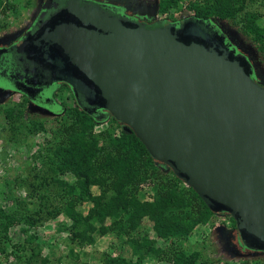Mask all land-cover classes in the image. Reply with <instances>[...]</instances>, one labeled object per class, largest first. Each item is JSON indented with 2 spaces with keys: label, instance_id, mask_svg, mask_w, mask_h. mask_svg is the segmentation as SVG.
<instances>
[{
  "label": "water",
  "instance_id": "water-1",
  "mask_svg": "<svg viewBox=\"0 0 264 264\" xmlns=\"http://www.w3.org/2000/svg\"><path fill=\"white\" fill-rule=\"evenodd\" d=\"M47 3L15 53L132 133L211 213L227 214L237 246L264 253V85L244 53L194 18L146 23L61 0L42 19Z\"/></svg>",
  "mask_w": 264,
  "mask_h": 264
},
{
  "label": "trees",
  "instance_id": "trees-1",
  "mask_svg": "<svg viewBox=\"0 0 264 264\" xmlns=\"http://www.w3.org/2000/svg\"><path fill=\"white\" fill-rule=\"evenodd\" d=\"M181 1L185 3L186 13H191L189 17L196 19L202 28L208 24L204 29L210 33L217 31V22H233L240 16L243 32L264 48V27L256 24L260 14L246 12L247 0H159L156 11L162 13L177 8ZM8 8L2 6L0 0V13ZM63 88L66 86L57 89L60 91ZM68 92L72 99L71 107L54 105L59 107L53 119L54 126H58L54 145L37 150L34 156V161H38L43 168V174L32 175L35 179L33 183H36L33 186L52 185L60 191L61 206L45 210L40 207L32 213H20L17 217L0 210V246L9 240L8 230L18 220L31 227L36 220L62 215L69 221L70 241L79 247L91 245L96 232L100 235L110 233L117 239H123V244L130 250L129 259L119 255L106 256L101 264H130L133 258L135 264H140L139 258L143 254L164 257L169 264H203L198 260L197 252L181 250L180 244L187 240L196 225L210 221L217 214L211 213L168 168L153 162L132 133L123 131L108 114L90 111L80 96H73L69 87ZM23 114L24 111L13 108L4 112L9 129L14 133L20 128L18 126L24 125L21 121L16 123ZM105 121L115 125L119 136H112L109 129L101 131L98 128ZM50 131L53 133L54 128ZM27 132H46V129L43 123L33 124L27 127ZM144 186L150 188L148 201L138 196ZM91 188L97 190L95 195L90 192ZM40 199L43 200L44 195ZM83 202L90 203L85 214L77 209ZM41 213L45 216L41 217ZM221 215L229 219L230 230L233 231L234 221L227 214ZM144 218L152 223L157 239L167 244L165 250L149 248L152 241L138 236ZM60 229L64 231L66 227L60 225ZM221 233L226 240L231 237L229 231ZM16 250L22 254L26 248L16 247ZM37 254L38 250H31L30 256ZM44 262L45 259L41 260L42 264ZM244 264H247L246 261ZM253 264H264V261L257 259Z\"/></svg>",
  "mask_w": 264,
  "mask_h": 264
},
{
  "label": "rangeland",
  "instance_id": "rangeland-1",
  "mask_svg": "<svg viewBox=\"0 0 264 264\" xmlns=\"http://www.w3.org/2000/svg\"><path fill=\"white\" fill-rule=\"evenodd\" d=\"M127 5L134 10H146L152 14L155 20H177L182 15H191L186 13L185 3L179 2L177 8L169 9L165 12H157L156 4L159 0H125ZM39 0H2V6L9 8L0 13V37L14 36L16 32L28 24L30 18L34 15ZM155 8V9H154ZM246 12H256L260 14L256 20L259 27H264V0H247ZM189 14V15H188ZM221 29L228 37H231L238 47L246 52L248 62L255 69V77H258L259 83L264 85V48L260 43L252 40L250 35L243 32V21L239 17L235 21H222L216 23V30ZM219 29V30H220ZM220 32V31H219ZM228 41V40H227ZM238 46V47H237ZM260 48V49H259ZM257 73V76H256ZM0 88L3 82L0 81ZM2 89V90H3ZM56 87H51L45 91L44 97L49 99L53 97ZM7 91V90H5ZM57 102L65 107L72 106V99L69 92L59 93L55 96ZM44 104V103H43ZM46 105V104H44ZM51 111H58V106H42ZM13 108L24 111L19 121L24 124L18 126V131L9 129L8 120L4 117L5 110ZM43 123L46 132H27V127L33 124ZM101 131L109 129L112 136H119V130L111 121H105L98 125ZM54 132L51 133V129ZM58 126L53 124V119L44 113L26 108L24 102L19 101V96L10 98L0 93V210L6 214H16V217L22 214H28L36 211L40 207L51 209L61 206L60 191L52 185L39 187L33 186L35 181L32 175L43 174V168L34 161L36 151L44 150L46 147H52L57 138ZM41 150V151H42ZM42 170V171H41ZM186 188L187 186L183 184ZM58 192V194H56ZM90 192L95 195L97 190L91 188ZM44 195V199H40ZM139 198H146V190L141 189L138 193ZM90 207V203L83 202L77 206V209L85 214ZM41 217L45 215L41 213ZM66 218L58 215L54 219L44 217L36 220L33 226H28L21 220H18L13 227L8 230L9 239L0 246V264H101L106 256H121L125 260L129 259L130 250L123 244V239H117L114 235L106 233L100 235L93 234L94 242L91 245L79 247L70 241L69 227ZM108 224V221H105ZM60 225H64L66 230H61ZM231 222L225 215L217 214L206 223H199L195 226L187 240L180 244L181 250L186 252H197L198 260L203 264H253L257 259L264 261V254L259 252L241 251L234 239V232L226 240L221 232L231 231ZM139 237H146L152 241L149 248L154 250H165L167 244L157 239V233L152 227V223L144 218L141 221V227L138 230ZM27 241H29L27 243ZM236 247L231 248V245ZM17 248L25 247V253H20ZM236 249V250H234ZM32 251L38 254L30 256ZM234 250V251H233ZM23 251V250H22ZM164 257L153 254H143L140 256V264H169ZM135 259L130 264H135Z\"/></svg>",
  "mask_w": 264,
  "mask_h": 264
},
{
  "label": "flooded vegetation",
  "instance_id": "flooded-vegetation-1",
  "mask_svg": "<svg viewBox=\"0 0 264 264\" xmlns=\"http://www.w3.org/2000/svg\"><path fill=\"white\" fill-rule=\"evenodd\" d=\"M91 1V0H90ZM94 2H98L101 5H106L112 11V13L117 14L123 18H128L133 21H142L146 23H157L160 20H155L152 17V14H148L146 10H134L129 5H127L125 0H92ZM45 3V0H39L38 7L34 13V15L30 18V21L27 25H25L22 30L16 32L14 36L10 37H0V81L3 82V87H5L7 91L3 88H0L1 95L8 96H19V101L24 102L26 108L32 109L37 112H41L46 114L47 116L54 119V117L58 114L54 111L48 110L42 106H54L55 104H60L55 99V96L46 99L44 97L45 91L50 90L51 87H56L53 94L59 95V93L66 91L68 93V86L61 83H50L47 76L44 72L40 71L38 68L33 70V66L27 61L23 59L20 54L15 53L14 44L18 42L23 36L33 29L34 24L37 22L38 16L42 12L40 10L41 5ZM61 5V0H48L47 6H49L48 10L43 11L42 19L48 18L52 16L56 9H58ZM55 7V8H54ZM185 18H191L187 15L180 16L177 20H167L172 24L177 23ZM205 26V25H204ZM203 26V27H204ZM207 28V27H206ZM220 29V28H219ZM214 32L220 33L224 37V42L230 49H234L235 53H237V48L235 49L233 45H237L235 41L231 37H228L226 33H224L221 29ZM220 31V32H219ZM228 40V41H227ZM238 47V46H237ZM238 51H242L238 47ZM246 52H245V54ZM252 69V78L255 79V69L251 64ZM257 76V73H256ZM258 78V77H257ZM258 80V79H257ZM255 80V81H257ZM259 82V81H257ZM59 86H66V88L58 91ZM3 89V90H2ZM59 92V93H58ZM46 105H44V104ZM93 113H97L99 110L92 109L87 107ZM240 248V247H239ZM242 251H248L244 248H240Z\"/></svg>",
  "mask_w": 264,
  "mask_h": 264
},
{
  "label": "built area",
  "instance_id": "built-area-1",
  "mask_svg": "<svg viewBox=\"0 0 264 264\" xmlns=\"http://www.w3.org/2000/svg\"><path fill=\"white\" fill-rule=\"evenodd\" d=\"M142 188L146 190V198L144 200L148 201L150 199V196H151L150 188L147 186H144Z\"/></svg>",
  "mask_w": 264,
  "mask_h": 264
}]
</instances>
